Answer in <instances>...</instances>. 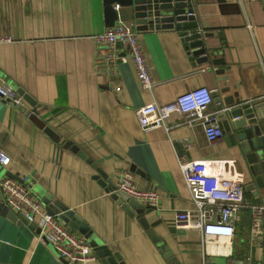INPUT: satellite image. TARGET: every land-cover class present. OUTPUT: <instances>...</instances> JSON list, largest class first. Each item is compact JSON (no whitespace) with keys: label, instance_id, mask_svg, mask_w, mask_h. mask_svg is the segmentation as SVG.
I'll return each mask as SVG.
<instances>
[{"label":"crops","instance_id":"1","mask_svg":"<svg viewBox=\"0 0 264 264\" xmlns=\"http://www.w3.org/2000/svg\"><path fill=\"white\" fill-rule=\"evenodd\" d=\"M194 6L199 29L210 35L208 53L218 63L195 65L179 29L139 31L155 82L150 92L141 87L133 63L98 62L93 37L107 28L103 0H0V36L14 39L0 44V81L34 101L18 108L0 100V150L11 159L0 164V264H74L40 241L28 221L3 212L5 177H27L41 202L48 193L52 202L75 211L101 245L118 253L119 264H169L165 247L181 264H232L238 258L264 264V244L251 240L249 208L241 212L234 239L216 240L209 251L199 231L174 223L176 212L194 207L178 155L237 161L248 205L264 203V160L256 171L244 155L229 150L226 138L208 143L203 128L184 124L178 113L170 116L169 131L145 132L137 119L145 104H167L201 86L228 89L222 98L264 107L263 1L215 0L200 6L208 8L204 13ZM114 8L119 21L136 25L132 7ZM210 112L220 113L214 102ZM262 150L254 153L264 155ZM123 171L159 195L157 207L145 209L148 228L109 192ZM92 252L96 258L86 264H102Z\"/></svg>","mask_w":264,"mask_h":264},{"label":"built area","instance_id":"2","mask_svg":"<svg viewBox=\"0 0 264 264\" xmlns=\"http://www.w3.org/2000/svg\"><path fill=\"white\" fill-rule=\"evenodd\" d=\"M264 3V0H262ZM135 24L126 25L117 21L114 27L106 28L94 35L97 46V59L102 62L133 63L141 87L152 92L155 85L150 65L144 54L140 32ZM249 27H251L249 25ZM198 33L202 30L198 28ZM11 36H0V44L11 43ZM201 86L186 91L167 104L152 101L136 110L137 119L143 131L164 128L169 131L168 120L174 113L183 117L184 124L190 127L201 126L208 143L214 144L225 138L219 112H210L214 92ZM0 100L11 102L15 107H25V99L17 89L0 81ZM264 102V96L260 97ZM31 116L29 112L27 114ZM186 148H190L189 141ZM10 157L0 150V164L7 166ZM179 168L184 176L189 195L194 207L176 212L175 226L179 229L196 230L204 239L206 251L218 241H231L236 235V225L241 219V212L249 208L252 212L251 240L254 245L264 244V203L248 205L245 201L244 177L237 167V161L224 159L186 160L185 155H178ZM5 195V204L17 216H22L29 223H35L39 230L37 238L48 243L55 252L70 263L86 264L96 258L90 242L74 232L60 219L49 214L42 207L40 199L35 197L28 184V178L20 180L5 177L1 181ZM123 193L147 208L157 207V191L140 188L132 171H123L110 194ZM202 264H218L213 259H204ZM232 264H250L249 258L232 260Z\"/></svg>","mask_w":264,"mask_h":264},{"label":"water","instance_id":"3","mask_svg":"<svg viewBox=\"0 0 264 264\" xmlns=\"http://www.w3.org/2000/svg\"><path fill=\"white\" fill-rule=\"evenodd\" d=\"M222 1L217 0V2ZM214 2L215 0H103L105 25L107 28H112L119 20V12L114 8L115 5L132 7L135 11V23L138 31L179 29L185 40L186 49L191 51L189 54L192 57L196 58V61H194L195 65L208 63L214 65L218 62L212 60V54L208 53L205 43V39L210 35L198 33L197 30L200 24L195 15L194 6V3L199 5V9L204 13L208 8H200V6ZM217 72L218 74L222 73L221 70ZM17 91L25 100L34 102L22 89H18ZM227 92L228 89H221L214 92L212 96L213 102L217 104L220 110L218 117L221 120L228 148L231 152L237 151L239 155H244L248 163L253 165L257 171L259 168H262V160H264L263 154L254 153L258 149H264V107L251 103H241V100L237 97L228 96L222 98V95ZM262 151L264 152V150ZM259 160L260 162H258ZM133 171L141 173L135 166L133 167ZM111 188L109 192L115 189L114 183H112ZM113 197L116 199L120 198L121 202H125L126 210L130 214L133 211L134 214L136 212L140 218H143L142 223L148 228L144 219L146 209L144 205L120 192L113 194ZM42 202L49 214L57 216L66 226L78 231L86 239L90 240L91 247L100 258L102 264H119L118 260L120 256L118 253H113L107 246L101 245L92 236L93 233L90 227L81 220L75 211L66 207L60 201L52 202V195L48 193L42 197ZM3 212H7L13 219H19V217L21 219L22 217H18L7 206L3 207ZM22 219L28 221L24 217ZM30 224L39 232L35 223ZM149 233L152 235L150 229ZM164 250L167 251L165 258L169 261V264H181L167 247Z\"/></svg>","mask_w":264,"mask_h":264}]
</instances>
